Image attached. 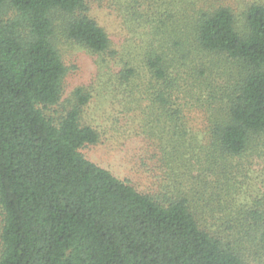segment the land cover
Wrapping results in <instances>:
<instances>
[{
	"label": "trees",
	"instance_id": "1",
	"mask_svg": "<svg viewBox=\"0 0 264 264\" xmlns=\"http://www.w3.org/2000/svg\"><path fill=\"white\" fill-rule=\"evenodd\" d=\"M127 1L147 28L140 67L113 47L90 0H0V264L260 262L264 191L239 190L254 167L264 171V5L244 12V29L227 7L202 11L185 35L166 13L142 14L145 0ZM7 3L17 13L8 21ZM59 18L74 45L124 63L112 130L148 140L158 190L83 155L102 139L82 122L89 92L48 113L66 75ZM197 112L203 132L191 125Z\"/></svg>",
	"mask_w": 264,
	"mask_h": 264
},
{
	"label": "rangeland",
	"instance_id": "2",
	"mask_svg": "<svg viewBox=\"0 0 264 264\" xmlns=\"http://www.w3.org/2000/svg\"><path fill=\"white\" fill-rule=\"evenodd\" d=\"M90 2L92 3L90 15L109 35L113 47L125 59L132 61V57L138 61L139 67L142 66L140 62L142 48L136 46L138 40L146 39L147 28L140 11L138 19L133 21L132 9L129 4L127 5V0H90ZM143 3L142 14L152 11L158 17V13H166L177 25V31L189 35L190 26L199 13L219 7L232 10L238 25L244 29V12L251 5H264V0H145ZM149 5H152V10ZM153 13L151 16L154 15ZM16 14L7 3L2 12V19L12 20ZM62 22L59 18L55 44L65 64L66 75L60 103L51 107L48 113L51 111L61 116L74 102V93L77 89L83 88L89 92L93 98L83 112L82 122L97 127L102 133V139L97 145L83 148L81 151L83 155L107 168L121 180L128 179L141 191L158 190L163 174L159 172V167L153 168L157 157L149 158L148 140L142 137H121L118 132L112 130V121L118 111L114 105L118 98L113 92L114 77L124 63L111 59L104 61L101 56L74 45L62 33ZM168 24L171 22L168 21ZM125 124L126 122H121L120 127L125 128ZM191 125L194 131L203 132L206 124L202 113L197 112L193 115ZM154 148L152 147L150 151ZM158 174L159 176L156 177ZM242 181H246V184L243 190H239L240 199H245L244 196L257 195L260 189L264 191L263 167L257 165ZM262 259L251 264H264V254Z\"/></svg>",
	"mask_w": 264,
	"mask_h": 264
}]
</instances>
